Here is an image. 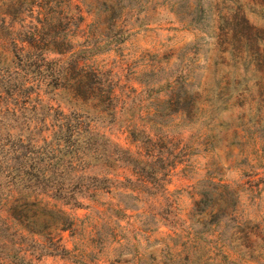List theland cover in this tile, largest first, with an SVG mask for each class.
Instances as JSON below:
<instances>
[{
  "label": "rangeland",
  "instance_id": "1",
  "mask_svg": "<svg viewBox=\"0 0 264 264\" xmlns=\"http://www.w3.org/2000/svg\"><path fill=\"white\" fill-rule=\"evenodd\" d=\"M82 1L74 45L112 87L84 105L106 184L79 207L38 195L70 227L28 217L0 264H264V0Z\"/></svg>",
  "mask_w": 264,
  "mask_h": 264
},
{
  "label": "trees",
  "instance_id": "2",
  "mask_svg": "<svg viewBox=\"0 0 264 264\" xmlns=\"http://www.w3.org/2000/svg\"><path fill=\"white\" fill-rule=\"evenodd\" d=\"M75 2L84 1L0 2V39L8 53L0 72V210L7 207L0 215V248L7 235L26 229L28 217L56 215L59 230L70 227L64 209L53 211L38 195L79 207L76 193L106 184L107 177L88 172L110 158L103 134L90 124L101 113L84 105L104 103L112 87L101 81V70L84 64L92 48L85 38L74 45L83 21Z\"/></svg>",
  "mask_w": 264,
  "mask_h": 264
}]
</instances>
